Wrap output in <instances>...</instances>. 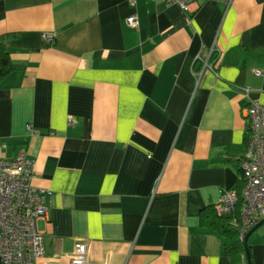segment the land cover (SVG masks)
Returning <instances> with one entry per match:
<instances>
[{
  "label": "crops",
  "instance_id": "1",
  "mask_svg": "<svg viewBox=\"0 0 264 264\" xmlns=\"http://www.w3.org/2000/svg\"><path fill=\"white\" fill-rule=\"evenodd\" d=\"M0 41L20 65L0 82V158L35 159L48 254L125 235L107 264H232L201 213L240 185L264 0H0ZM249 241L264 264V222Z\"/></svg>",
  "mask_w": 264,
  "mask_h": 264
},
{
  "label": "built area",
  "instance_id": "2",
  "mask_svg": "<svg viewBox=\"0 0 264 264\" xmlns=\"http://www.w3.org/2000/svg\"><path fill=\"white\" fill-rule=\"evenodd\" d=\"M189 9L196 0H174ZM231 4L234 0H226ZM127 21L139 23L137 14ZM53 37L52 33H47ZM210 64L209 58L206 66ZM247 148L242 158L246 176L241 207V237L245 240L249 229L264 217V102L254 98L247 107ZM35 159L21 151L14 158H0V257L1 264H107L116 251H131L125 235L117 237H89L76 239L57 256L47 253L45 235L38 226L41 218H48L47 194L36 187L32 178ZM240 199L236 187L227 189L218 205L222 214L236 210ZM238 218V217H237Z\"/></svg>",
  "mask_w": 264,
  "mask_h": 264
},
{
  "label": "trees",
  "instance_id": "3",
  "mask_svg": "<svg viewBox=\"0 0 264 264\" xmlns=\"http://www.w3.org/2000/svg\"><path fill=\"white\" fill-rule=\"evenodd\" d=\"M19 66V63L14 60L8 44L0 41V82ZM245 183L246 176L242 171L240 185L237 187L240 199L233 213L222 214L219 211L218 205L208 206L204 208L201 213L204 223L214 227L222 233L224 237V250L231 257L232 264H249L246 239L244 240L241 237L242 225L241 222L238 221V219L240 220L242 217L241 207L244 201L243 188ZM249 244L254 262L252 244L251 242H249Z\"/></svg>",
  "mask_w": 264,
  "mask_h": 264
},
{
  "label": "water",
  "instance_id": "4",
  "mask_svg": "<svg viewBox=\"0 0 264 264\" xmlns=\"http://www.w3.org/2000/svg\"><path fill=\"white\" fill-rule=\"evenodd\" d=\"M264 222V218L259 220L257 223H255L248 231L247 233V236H246V246H247V255H248V261H249V264H254L253 262V259H252V252H251V249H250V244H249V240H250V237L252 235V233L258 228V226Z\"/></svg>",
  "mask_w": 264,
  "mask_h": 264
}]
</instances>
